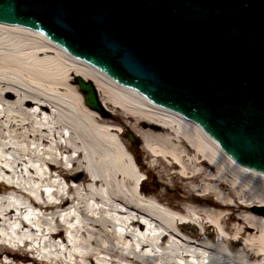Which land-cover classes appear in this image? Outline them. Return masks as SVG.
Returning <instances> with one entry per match:
<instances>
[{
    "label": "bare ground",
    "instance_id": "bare-ground-1",
    "mask_svg": "<svg viewBox=\"0 0 264 264\" xmlns=\"http://www.w3.org/2000/svg\"><path fill=\"white\" fill-rule=\"evenodd\" d=\"M146 175L160 188L143 195ZM260 208L264 173L199 126L40 32L0 23V264H37L28 252L43 264H264Z\"/></svg>",
    "mask_w": 264,
    "mask_h": 264
},
{
    "label": "water",
    "instance_id": "water-1",
    "mask_svg": "<svg viewBox=\"0 0 264 264\" xmlns=\"http://www.w3.org/2000/svg\"><path fill=\"white\" fill-rule=\"evenodd\" d=\"M0 23L42 32L264 172V0H0Z\"/></svg>",
    "mask_w": 264,
    "mask_h": 264
},
{
    "label": "rangeland",
    "instance_id": "rangeland-1",
    "mask_svg": "<svg viewBox=\"0 0 264 264\" xmlns=\"http://www.w3.org/2000/svg\"><path fill=\"white\" fill-rule=\"evenodd\" d=\"M97 94H98V91H97ZM98 98H99V94H98ZM99 100H100V98H99ZM105 111L108 113V111L105 109ZM126 131H128V130H126V128H125V132ZM131 132H132V130H131ZM133 133V132H132ZM134 134V133H133ZM135 135V134H134ZM136 136V135H135ZM137 138H139V137H137ZM140 140V139H139ZM141 141V140H140ZM133 145V144H132ZM138 147H139V149L138 150H136V148H135V146L133 145V149L136 151V153L138 154V156H139V159L140 160H149L148 159V157H147V154H146V151L144 150V148L142 147V141L140 142V143H138ZM60 180V179H59ZM146 184H144L143 185V187H145V186H147V187H149V188H154V187H159L160 188V183H159V181H158V178L155 176H148V179H147V181L145 182ZM48 189H50V188H48ZM264 213V212H263ZM30 256H32V252H29L28 253ZM38 262H39V264H41V260H37ZM21 263H24V262H21ZM28 264H31V263H28Z\"/></svg>",
    "mask_w": 264,
    "mask_h": 264
}]
</instances>
